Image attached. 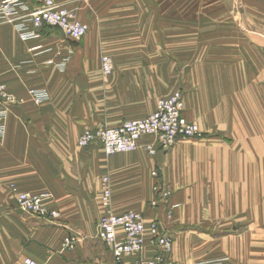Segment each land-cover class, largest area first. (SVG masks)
I'll return each mask as SVG.
<instances>
[{
  "label": "crops",
  "instance_id": "obj_1",
  "mask_svg": "<svg viewBox=\"0 0 264 264\" xmlns=\"http://www.w3.org/2000/svg\"><path fill=\"white\" fill-rule=\"evenodd\" d=\"M26 1L31 8L42 2ZM70 7L91 27L80 42L55 28L24 42L11 24L0 26V84L17 100L0 138V264H113L97 237L107 213L104 177L110 211L145 218L146 246L127 263L158 254L149 231L156 223L173 239L174 264H264V0H82ZM69 49L65 70L47 65ZM103 55L113 60L110 75ZM33 89L49 100L34 103ZM174 92L184 94L186 117L202 138L156 155L146 149L151 136L113 156L97 144L80 147L87 129L144 119ZM157 185L172 198L153 207ZM17 192L50 194L46 206L60 217L25 214ZM75 237V248H66Z\"/></svg>",
  "mask_w": 264,
  "mask_h": 264
},
{
  "label": "built area",
  "instance_id": "obj_2",
  "mask_svg": "<svg viewBox=\"0 0 264 264\" xmlns=\"http://www.w3.org/2000/svg\"><path fill=\"white\" fill-rule=\"evenodd\" d=\"M82 0H42L38 7L31 8L26 0H0V26L12 25L16 28L22 41L28 42L40 38L45 29H58L67 39L76 42L90 31V25L81 23L77 18L76 10L70 7L71 3ZM34 52L35 49H30ZM72 49L68 56L61 62L54 60L47 62L48 66L56 65L57 68L65 70L72 57ZM101 66L106 75L113 73V61L104 56ZM30 99L37 105L49 100L45 90H30ZM17 100L9 94L7 86L0 84V138L6 133V121L10 116L11 107ZM157 112L141 120H131L123 125L100 130L87 129L79 138L80 147L87 149L92 145L102 147L105 154L113 156L119 153H130L140 148V141L144 136L154 138L153 143L146 145L151 155H156L160 149L173 147L180 140L201 137V130L196 122L186 117V108L183 94L174 92L171 97L160 99ZM158 177L157 172L153 173ZM103 197L107 206V213L97 223V237L106 244L114 255L113 264H129L125 258L140 253L146 246V225L142 213L132 210L116 215L111 212V190L109 178L104 177ZM157 198L151 202V206L157 207L161 202H167L172 198L169 190L157 185L154 188ZM16 200L19 209L25 214L34 215L39 218L56 220L60 214L49 210L46 202L50 200V194H33L28 192H17ZM173 216L172 211L169 218ZM120 231L122 236H120ZM152 243L158 249V254L148 260H136L133 264H174L171 252L174 247L173 239L161 235L159 225L153 223L149 229ZM77 239L70 238L65 247L74 249ZM26 264H37L34 260L27 259ZM206 264H221L220 262Z\"/></svg>",
  "mask_w": 264,
  "mask_h": 264
},
{
  "label": "rangeland",
  "instance_id": "obj_3",
  "mask_svg": "<svg viewBox=\"0 0 264 264\" xmlns=\"http://www.w3.org/2000/svg\"><path fill=\"white\" fill-rule=\"evenodd\" d=\"M97 26H98V27H101V26H104V24H98ZM101 56H102V55H101ZM104 56H107V55H103V57H104ZM100 58H101V57H100ZM101 60H102V59H101ZM112 61H113V60H112ZM182 94H183V93H182ZM183 97H184V94H183ZM184 101H185V99H184ZM124 123H125V122H124ZM200 130H201V129H200ZM201 133H202V134H201V137H198V138H202V137L204 136V133H205V132H204V131H201Z\"/></svg>",
  "mask_w": 264,
  "mask_h": 264
}]
</instances>
